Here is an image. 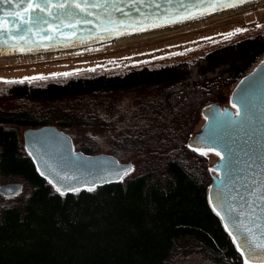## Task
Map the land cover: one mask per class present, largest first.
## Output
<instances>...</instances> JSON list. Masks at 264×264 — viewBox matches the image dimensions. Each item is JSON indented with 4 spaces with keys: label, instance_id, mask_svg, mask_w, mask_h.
I'll use <instances>...</instances> for the list:
<instances>
[{
    "label": "trees",
    "instance_id": "obj_1",
    "mask_svg": "<svg viewBox=\"0 0 264 264\" xmlns=\"http://www.w3.org/2000/svg\"><path fill=\"white\" fill-rule=\"evenodd\" d=\"M263 58L258 34L190 62L0 85V184L22 185L0 196V264H169L180 248L210 264H244L209 203L211 163L186 143L201 111L228 103ZM47 125L76 132V150L132 162L138 174L61 196L16 130Z\"/></svg>",
    "mask_w": 264,
    "mask_h": 264
},
{
    "label": "water",
    "instance_id": "obj_2",
    "mask_svg": "<svg viewBox=\"0 0 264 264\" xmlns=\"http://www.w3.org/2000/svg\"><path fill=\"white\" fill-rule=\"evenodd\" d=\"M101 2L103 7H91L88 10L92 15L83 16V21L90 23L82 21L74 24L72 20L64 19L61 25L56 20H49L47 25L32 26L31 31H27L28 26L23 25L19 32H13L10 37L5 33L4 40L7 42H0V59L29 53L73 50L142 33L170 30L261 4L264 0H244L236 7L223 10L210 8L208 0ZM11 11L14 9L10 5H0V15ZM74 11L77 18L82 15L79 9ZM204 11L211 14L188 18ZM16 23L9 21L5 27ZM237 110L239 116L236 115ZM201 115L203 122L189 135L186 147L189 150L197 148L196 152L199 149H214L225 157L221 161L214 151L209 152L216 156V160L210 165L214 173L208 186V199L212 210L216 207L225 217L222 220L218 216L232 242L230 232L237 237L238 243L244 245L238 250L234 243L237 251L240 255L241 251L248 254L253 245L244 229L237 224L242 221L260 236V230L255 227L257 220H250V217L254 215L252 209H255V216H260V207L264 206L259 200L264 196L261 190L264 189V58L238 81L229 95L228 104L208 105ZM22 145L38 174L47 182L52 180V187L55 184L61 188L79 187L80 191L89 187L95 189L121 182L126 175L121 178L119 173L125 169H128V173L132 170V162H119L110 154H85L75 150L71 137L53 125L26 128L22 133ZM21 190L19 182L0 184V196L4 198H13ZM73 193L69 191L65 195ZM230 205L237 212H229ZM237 213L243 215L238 216ZM245 258L242 256L243 261Z\"/></svg>",
    "mask_w": 264,
    "mask_h": 264
},
{
    "label": "rangeland",
    "instance_id": "obj_3",
    "mask_svg": "<svg viewBox=\"0 0 264 264\" xmlns=\"http://www.w3.org/2000/svg\"><path fill=\"white\" fill-rule=\"evenodd\" d=\"M237 29L245 31L234 34ZM258 34H264V3L230 13L228 16L211 18L163 30V32L159 31L151 36L146 35L125 40L115 43V45L112 43L94 48L67 50L61 53L52 52L53 54L43 53L2 58L0 59V81L25 80L27 83L41 85L47 81H62L68 77L117 73L143 65L160 66L190 62L203 57L214 49ZM33 77H43V79H36L32 82L25 79ZM0 85L5 84L0 83ZM25 129L24 127L16 129L20 139H22ZM65 132L72 138L75 135L78 136L76 132ZM89 135L99 146L105 145L103 133L91 132ZM207 158L211 164L216 160V156L211 153L207 155ZM134 168L133 166V170L125 178L138 174ZM9 182L18 181L11 180L5 183ZM169 264L210 263L197 255H186L180 248Z\"/></svg>",
    "mask_w": 264,
    "mask_h": 264
},
{
    "label": "snow or ice",
    "instance_id": "obj_4",
    "mask_svg": "<svg viewBox=\"0 0 264 264\" xmlns=\"http://www.w3.org/2000/svg\"><path fill=\"white\" fill-rule=\"evenodd\" d=\"M244 0H208V4L210 8L223 10L225 8L236 7L239 3H243ZM7 4L10 5L14 11L5 12L0 15V42L6 43L4 40V34L7 33L10 37L13 32H19L21 26L27 25V31H31L32 26L34 25H47L49 24V20H56L59 24H63L64 19H69L74 22V24H79L83 21V16H91L92 13L88 10L91 7H103V3L101 0H0V5ZM75 9H79L82 14L79 18H77V12ZM211 14L210 12L204 11L199 13V15H192L188 18L196 19L203 15ZM9 21L17 22L14 26L5 27ZM84 23H90V21H83ZM55 31V29H52ZM143 30V29H141ZM245 31L244 29L235 30L234 34H238L240 32ZM231 35V34H230ZM27 81L32 82L36 79H43V77H33V78H25ZM0 83L5 85H12L16 83H25V80L19 81H9L2 80ZM3 89H0L2 92ZM235 107V105H233ZM236 115L239 116L240 112L237 110ZM193 151H197V148H193ZM214 151V149H208L205 151L203 149H199V154L201 156H207L209 152ZM214 154L220 158L221 161L225 159L224 156L221 155V152L214 151ZM43 175V173H41ZM128 174V169H125L123 172L119 173V176L123 178V176ZM63 179L67 180V177H63ZM49 184H52V180L48 181ZM55 190L61 195L64 196L67 192L71 191L74 193H78L80 191L79 187L69 186L67 188L57 187L53 184ZM88 191H94L93 187H89ZM264 191V189H261ZM261 205H264V196L259 197ZM213 202V201H210ZM251 207V206H250ZM213 211L216 212L217 216H220L221 219H225L224 216L221 215V212L213 208ZM229 212H237V210L231 205L228 208ZM253 217L251 219H256L257 223L255 225L256 229L260 230V236H257L255 231L252 228H248L246 225L240 221L237 226L244 229L245 235L248 240L252 243L253 248L246 254L244 251H241L242 256H246L244 260V264H249L251 261L252 264H264V206L260 207V216H255V209H252ZM237 215H243V213H237ZM227 227V226H226ZM232 235L233 243L236 244L237 249L240 250L244 247L243 244L237 242V237Z\"/></svg>",
    "mask_w": 264,
    "mask_h": 264
},
{
    "label": "bare ground",
    "instance_id": "obj_5",
    "mask_svg": "<svg viewBox=\"0 0 264 264\" xmlns=\"http://www.w3.org/2000/svg\"><path fill=\"white\" fill-rule=\"evenodd\" d=\"M263 3H261V4H263ZM261 4H255V5H252V6L248 7V8L256 7V6L261 5ZM248 8H245V9H248ZM245 9H242V10H245ZM242 10H237V11H242ZM234 12H236V11H234ZM230 13H233V12L222 13V14H219L218 16L213 17V18L228 16ZM176 28H178V27H176ZM172 29H174V28H172ZM160 32H163V31H160ZM155 33H159V31L150 32V33H142V34H139V35H134V36H129V37H125V38L115 39V40H111V41L101 42V43H98L97 45H94V46L86 45V46H82V47H79V48H81V49L94 48V47H97V46H102V45H107V44H112V43H113V45H115V43H118V42H121V41L131 40V39H135V38H139V37H144L146 35H150L151 36V34H155ZM76 49H78V48H76ZM61 52H66V50L65 51L55 52V53H61ZM43 53H52V52L29 53V54H24V55H27V56H29V55H39V54H43ZM19 56H21V55L9 56V57H5V58H15V57H19Z\"/></svg>",
    "mask_w": 264,
    "mask_h": 264
}]
</instances>
